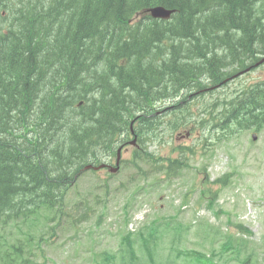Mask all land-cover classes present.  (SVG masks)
<instances>
[{
    "label": "trees",
    "instance_id": "trees-1",
    "mask_svg": "<svg viewBox=\"0 0 264 264\" xmlns=\"http://www.w3.org/2000/svg\"><path fill=\"white\" fill-rule=\"evenodd\" d=\"M155 5L176 12L155 19L144 11ZM262 58L264 0H0V218L62 212L82 168L128 143L132 120L140 142L164 126L172 133L207 129L204 139L216 129L232 136L261 128L264 79L197 114L190 97ZM168 100L171 117L163 124L157 105ZM176 149L168 163L148 149L135 157L173 176L189 150ZM156 220L127 231L119 256L107 253L106 261H143L135 244L147 247ZM157 222L163 230L173 223ZM147 256L155 264L154 253Z\"/></svg>",
    "mask_w": 264,
    "mask_h": 264
},
{
    "label": "rangeland",
    "instance_id": "rangeland-1",
    "mask_svg": "<svg viewBox=\"0 0 264 264\" xmlns=\"http://www.w3.org/2000/svg\"><path fill=\"white\" fill-rule=\"evenodd\" d=\"M261 79L264 64L211 92L193 96L192 111L197 114L216 97L223 99ZM157 106V119L167 124L170 101ZM204 130L177 138L165 126L158 128L153 141L128 145L118 172L108 168L82 172L67 190L62 212L49 218L39 214L24 221L0 218V245H23L31 254V264H124L120 257L107 262L104 253L119 256L127 231L137 233L157 219L151 225L155 235L147 233L150 244H135L139 256L155 252L159 264H168L170 252L172 264H264V128L256 132V139L252 137L254 130H246L229 139L215 133L207 141L201 138L208 135ZM178 146L189 148L184 160L187 165L173 176L156 172L147 161L135 157L136 149L142 154L148 149L161 157V163H168L165 159L178 157ZM167 219L173 223L163 230L157 221ZM239 223L252 234L237 230ZM210 224L248 237L253 244L238 257L222 253L213 259L212 248L219 250L225 239L211 231ZM176 226L181 230H174ZM230 245L228 242L223 248ZM176 252L181 256H175ZM141 260L136 264H145Z\"/></svg>",
    "mask_w": 264,
    "mask_h": 264
},
{
    "label": "water",
    "instance_id": "water-1",
    "mask_svg": "<svg viewBox=\"0 0 264 264\" xmlns=\"http://www.w3.org/2000/svg\"><path fill=\"white\" fill-rule=\"evenodd\" d=\"M149 11L151 12L152 16L154 17H161V18H168L170 17L171 13L174 10L166 9L163 6H155L153 8H150ZM120 159V153H118V162ZM92 167L91 165L86 166V168ZM96 169L98 167H95Z\"/></svg>",
    "mask_w": 264,
    "mask_h": 264
},
{
    "label": "bare ground",
    "instance_id": "bare-ground-1",
    "mask_svg": "<svg viewBox=\"0 0 264 264\" xmlns=\"http://www.w3.org/2000/svg\"><path fill=\"white\" fill-rule=\"evenodd\" d=\"M217 88V87H216Z\"/></svg>",
    "mask_w": 264,
    "mask_h": 264
}]
</instances>
